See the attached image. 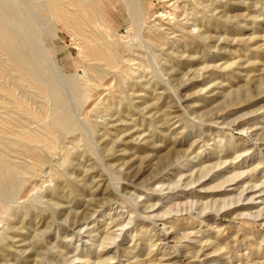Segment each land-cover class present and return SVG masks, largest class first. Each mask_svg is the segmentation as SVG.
<instances>
[{
	"label": "rangeland",
	"instance_id": "obj_1",
	"mask_svg": "<svg viewBox=\"0 0 264 264\" xmlns=\"http://www.w3.org/2000/svg\"><path fill=\"white\" fill-rule=\"evenodd\" d=\"M256 1L143 0L136 30L115 0L105 11L118 61H92L101 74L68 14L54 15L60 1L0 0V25L36 67L18 68L0 44V160L14 182L12 193L0 184V264H264V88L255 90L264 1ZM94 24L82 26L99 38ZM50 53L79 80L61 76ZM245 87L250 95L223 105ZM60 108L69 130L55 124Z\"/></svg>",
	"mask_w": 264,
	"mask_h": 264
},
{
	"label": "bare ground",
	"instance_id": "obj_2",
	"mask_svg": "<svg viewBox=\"0 0 264 264\" xmlns=\"http://www.w3.org/2000/svg\"><path fill=\"white\" fill-rule=\"evenodd\" d=\"M60 1L62 3V7L60 8H56L54 7L53 13L55 16H60V12H64L67 19V22L70 23L73 28L75 29L74 32L78 33L79 35H83V38L85 40V48H81V52H83V54L87 57V59L89 60V67L90 69H92L94 72L96 73H101L102 71L99 67V65H96V63H92V61H105V63L109 65L112 64H116L118 59H117V55H116V51L114 52L112 50V35H110L109 31H113L112 26L110 23H112L111 21H109L108 19V13L106 10L109 8H112L113 6H115V0H106V2L102 3V7L104 8V11H101L100 8V0H57ZM122 2L121 4V8L120 10L124 13V15L127 16L128 20H130L131 25L129 27V29H136L138 30V28L141 26V23L144 21V7H143V0H120ZM237 1V0H236ZM264 0H257V2H261ZM54 2V1H53ZM109 4V8L108 5ZM61 6V5H60ZM72 7V8H71ZM69 8H71L72 10H69ZM98 11V13H97ZM112 11V10H111ZM114 12V11H113ZM116 14V13H115ZM64 15V16H65ZM97 15L100 16V18L102 19V22H98L97 20ZM122 15V16H124ZM125 16V17H126ZM75 17V19L73 18ZM124 17V19H125ZM73 18V19H72ZM34 19V18H33ZM33 21V20H32ZM48 21V20H47ZM66 22V23H67ZM93 22H95V26H96V30L99 33V38H95L93 36H91V34H87L88 30L86 31L85 27H83L82 25L84 24V26H92L93 28ZM1 24V23H0ZM113 24V23H112ZM116 29V27H115ZM117 30V29H116ZM96 32V33H97ZM13 34H9L7 33L2 26L0 25V44L4 47V49L14 58V60L16 61V65L17 67L21 68V69H25L28 74L29 72H31L32 69H36V67H33L32 69H30L31 67L28 65L26 58L28 57H24L23 54H27V52L25 53V49L24 47L21 50H24L22 52H24L22 54L21 50H20V44L23 43H19L18 44V40L16 39V37ZM95 35V32H94ZM102 39L103 42L99 43L96 42V40ZM110 39V40H109ZM18 41V42H17ZM204 41V40H203ZM114 42V41H113ZM117 42V41H116ZM28 45V44H27ZM119 45V44H118ZM23 45H21L22 47ZM84 47V46H83ZM115 48V47H114ZM2 50V49H1ZM195 53V52H194ZM5 54V53H4ZM82 54V53H81ZM30 55V54H28ZM48 56V55H47ZM35 57V56H34ZM2 58V57H1ZM29 58V57H28ZM27 58V59H28ZM33 58V56H32ZM50 58H51V62H52V66L53 68L63 77L70 79L72 82H77L79 79L78 77L79 74L78 72L74 73V74H69L66 71H64L63 67L60 65V63L58 62L57 58L50 53ZM31 59V56L30 58ZM33 60V59H31ZM30 60V61H31ZM36 60L38 61V59L36 58ZM4 62V61H3ZM179 62V61H178ZM31 64V63H30ZM179 64V63H178ZM182 64V62H181ZM184 64V63H183ZM34 65V64H33ZM180 65V64H179ZM176 66V64H175ZM113 67V66H112ZM181 67V66H180ZM114 68V67H113ZM174 68V67H172ZM176 69V68H175ZM174 69V71H175ZM179 69V68H177ZM20 70V69H19ZM30 70V71H29ZM36 71V70H34ZM87 71V70H86ZM178 72V71H176ZM1 74V73H0ZM86 74V73H85ZM16 75V74H15ZM104 75V74H103ZM98 77V76H97ZM107 77V76H106ZM35 79V78H34ZM105 80V79H104ZM2 81V80H1ZM257 82L255 83V90L256 88L258 90H261L264 88V77H262L259 80H256ZM5 84V83H4ZM11 84V83H10ZM37 85L42 88L46 94H53V97H55L59 103L62 102L61 101V96L60 93L58 91V89L55 86H46L44 84H41L39 81H37ZM21 86V85H20ZM35 87V86H34ZM144 87V86H143ZM32 91V90H31ZM35 92V91H34ZM251 89L250 87H245L243 89H241L240 91L233 93L229 96V99L226 100V102H224V106H228V105H233V104H237L239 103L244 97L246 98L247 95H250ZM159 94V93H158ZM253 94V93H252ZM161 95V93H160ZM164 95V94H163ZM49 96V95H48ZM162 98V95L159 96L157 98V101H159ZM244 98V99H245ZM17 99V98H16ZM159 99V100H158ZM51 100V99H50ZM34 102V101H33ZM29 104V103H28ZM37 104V103H36ZM3 105V104H2ZM60 106L62 107L63 105L60 104ZM127 106V105H126ZM129 106V105H128ZM150 106V105H149ZM65 107V106H64ZM132 108L134 109L135 107H127L125 112H130V110H132ZM136 108L139 109V107L136 105ZM142 108V107H141ZM158 108V107H157ZM151 109V108H150ZM162 109V108H160ZM51 110V109H50ZM59 110L57 112V115L55 117V124L59 127V129L61 130H66L70 128H72V124L68 119V114L67 112H65V110H63L62 108L57 109ZM145 110V109H144ZM119 111V110H118ZM149 111V110H148ZM43 112V111H42ZM54 112V111H53ZM148 113V112H147ZM146 113V114H147ZM164 116L168 117L167 115L169 114L167 111H164ZM119 114V113H118ZM125 114V113H124ZM131 114H133L131 112ZM129 115V114H128ZM160 115V114H159ZM15 116V115H14ZM42 117V116H41ZM70 117V116H69ZM123 117V116H122ZM128 117V116H127ZM125 117V118H127ZM178 117V116H177ZM8 118V117H7ZM71 118V117H70ZM119 118V117H118ZM134 118V117H133ZM132 118V119H133ZM169 119V118H168ZM125 120V119H124ZM128 120V119H127ZM137 120V119H136ZM135 121V120H133ZM170 121V120H169ZM123 122V121H122ZM127 122V121H124ZM19 123V122H18ZM96 124V123H95ZM97 126H99L100 124H96ZM96 125H94L96 127ZM157 125V124H156ZM152 126V125H151ZM105 127H107L105 125ZM97 128V127H96ZM15 129V128H14ZM73 130V129H72ZM163 132V131H162ZM31 133V132H30ZM153 134V133H152ZM151 134V135H152ZM156 134V133H155ZM2 135V134H1ZM4 135V133H3ZM8 136V134H6ZM36 136V135H35ZM156 136V135H155ZM10 137V136H9ZM154 138V136H152ZM113 140H115L114 138H112ZM27 140H34L32 137H28ZM108 140V139H107ZM76 141V140H75ZM112 141V140H111ZM116 142V141H115ZM108 143V142H107ZM110 143V142H109ZM49 145V144H48ZM109 145V144H108ZM108 145L106 144L105 147V152L106 154L109 156L111 155L113 152V148H107ZM22 149L25 150L29 155L32 156L33 158V162L34 165H37L36 163H41L43 161V157H41L39 154H36V152L34 151V149L28 145V143L25 142L21 145ZM112 146V145H111ZM104 147V146H103ZM115 150V149H114ZM173 151H169L168 153H172ZM82 155V154H81ZM1 156V155H0ZM106 156V155H105ZM165 156H169L168 154L164 155ZM163 157V158H164ZM112 159V158H111ZM119 159V158H118ZM6 165V164H5ZM7 166V165H6ZM81 167V166H80ZM89 171V170H88ZM88 173V172H87ZM182 174V173H181ZM230 177V176H229ZM73 179V178H72ZM75 179V178H74ZM67 181V180H66ZM71 183V182H70ZM112 183V182H111ZM0 184H3L9 193H12L14 190V182L12 181V179H10L9 177V173L8 170L5 168V166L2 164V161L0 160ZM66 185V184H64ZM112 185V184H111ZM244 185V184H243ZM73 186V185H72ZM61 188V187H60ZM64 187H62V191H66L63 189ZM67 189V188H66ZM77 191V190H76ZM65 193V192H64ZM70 194V193H69ZM66 195V193H65ZM65 195H62L63 197ZM78 195V194H77ZM61 196V195H60ZM52 197V196H51ZM54 202V201H53ZM14 228V226H12ZM11 227V228H12ZM16 228V227H15ZM14 228V229H15ZM109 231V230H108ZM6 234V233H5ZM38 244V243H37ZM39 247V246H38ZM12 248V247H11ZM5 249V248H4ZM7 250V249H6ZM4 251L0 252V256L4 257L6 255V251L3 253ZM9 252V251H8ZM36 255L41 254V250L37 249ZM9 255V254H8ZM36 259V258H35Z\"/></svg>",
	"mask_w": 264,
	"mask_h": 264
}]
</instances>
